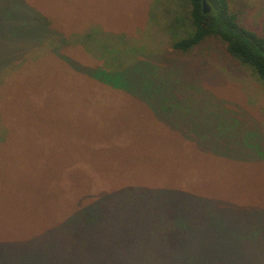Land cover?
<instances>
[{
    "label": "rangeland",
    "instance_id": "1",
    "mask_svg": "<svg viewBox=\"0 0 264 264\" xmlns=\"http://www.w3.org/2000/svg\"><path fill=\"white\" fill-rule=\"evenodd\" d=\"M233 3L264 35V0ZM186 11L187 0H0V29L14 22L22 37L0 65V264H41L18 241L127 187L209 200L137 190L133 209L173 195L232 204L198 231L237 237L264 264V80L218 38L175 49Z\"/></svg>",
    "mask_w": 264,
    "mask_h": 264
},
{
    "label": "trees",
    "instance_id": "2",
    "mask_svg": "<svg viewBox=\"0 0 264 264\" xmlns=\"http://www.w3.org/2000/svg\"><path fill=\"white\" fill-rule=\"evenodd\" d=\"M203 1L187 0L186 25L190 31L173 43L174 48L188 51L205 39L218 38L226 44L230 55L252 66L264 80V35L243 24L234 0H206L207 12ZM10 25L0 29V34L8 38L0 44V65L20 53L19 42L13 45L11 40L22 37H14ZM16 32L26 33L25 26L18 24ZM56 39L53 35L46 41L50 44ZM20 63H15L16 67ZM137 190L169 193L172 190V193L184 195L188 192L191 197L206 200L184 188L104 189L95 194L92 202L78 200L75 210L66 218L18 244L41 250V264H252L251 253L245 247L239 248L237 237L212 229L205 234L198 231L197 218L205 220L219 216L225 219L228 208L235 212L232 204L196 203L195 206L173 195L150 198L148 202L152 207L141 204L137 209L127 208L125 201L135 199L132 193ZM139 202L144 203V200ZM24 256L27 261L31 260L28 249Z\"/></svg>",
    "mask_w": 264,
    "mask_h": 264
},
{
    "label": "water",
    "instance_id": "3",
    "mask_svg": "<svg viewBox=\"0 0 264 264\" xmlns=\"http://www.w3.org/2000/svg\"><path fill=\"white\" fill-rule=\"evenodd\" d=\"M203 8H204L205 12H207L209 10V6H208V3L206 2V0L203 1Z\"/></svg>",
    "mask_w": 264,
    "mask_h": 264
}]
</instances>
